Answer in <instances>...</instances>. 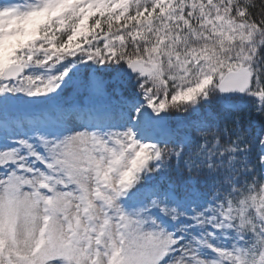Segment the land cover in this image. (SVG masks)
I'll return each instance as SVG.
<instances>
[{
    "label": "snow or ice",
    "instance_id": "6c2138e0",
    "mask_svg": "<svg viewBox=\"0 0 264 264\" xmlns=\"http://www.w3.org/2000/svg\"><path fill=\"white\" fill-rule=\"evenodd\" d=\"M0 264H264V0H0Z\"/></svg>",
    "mask_w": 264,
    "mask_h": 264
}]
</instances>
